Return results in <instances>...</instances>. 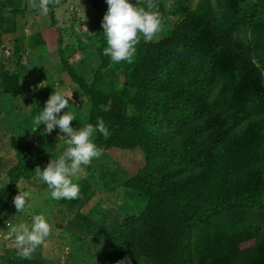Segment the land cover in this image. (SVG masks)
<instances>
[{
  "label": "trees",
  "instance_id": "16d2710c",
  "mask_svg": "<svg viewBox=\"0 0 264 264\" xmlns=\"http://www.w3.org/2000/svg\"><path fill=\"white\" fill-rule=\"evenodd\" d=\"M11 2L0 0V10ZM67 2L53 0L47 13ZM154 2L163 32L139 37L131 62L102 54L101 24L91 84L63 59L90 99L87 122L101 117L108 128L93 137L101 153H142V167L120 182L146 203L137 214L112 210L98 221L77 212L65 230L96 238L94 264H264V0H176L171 26ZM19 90L14 77L0 84L3 95ZM16 144L23 154L24 143ZM24 160L5 174L2 214L15 184L48 163ZM11 248L15 257L0 256V264H46L40 245L28 259Z\"/></svg>",
  "mask_w": 264,
  "mask_h": 264
},
{
  "label": "rangeland",
  "instance_id": "374dc122",
  "mask_svg": "<svg viewBox=\"0 0 264 264\" xmlns=\"http://www.w3.org/2000/svg\"><path fill=\"white\" fill-rule=\"evenodd\" d=\"M11 1L12 6L0 10V84L6 75L14 77L20 90L10 95L0 92V188L6 182L7 170L18 161L25 162L27 157L29 163L46 164L66 149L67 137L57 136L58 129L42 136L44 125L35 123L39 109L54 90L63 91L70 99L68 110L76 117L70 122L72 127L88 123L90 99L78 82L67 75L63 59L87 85L91 84L93 72L100 65L95 31L108 7L105 0H68L50 17L38 8L29 7V0ZM175 1L161 0L168 12L165 18L169 26L175 20L170 16ZM162 32L163 27L154 39H159ZM112 83L107 82L109 86ZM65 110L62 109L61 114ZM19 141L26 148L23 154L17 149ZM142 163L143 155L138 149L102 152L89 165L82 166L79 179L75 181L79 185V196L71 200L51 199L47 185L36 175L18 181L0 217L3 222L0 256L3 259L15 257L9 252L11 246L18 254L12 228L19 223L30 224L33 215L43 213L51 226L49 235L40 244L41 257L46 264H70L69 261L82 264L86 258L94 264L96 249L92 251L91 247L97 246L96 238L78 240L65 226L77 212L98 221L112 210L126 214L141 211L145 197L128 190L120 181L135 175ZM115 169L118 174L113 176ZM19 190L28 191L30 195L26 207L16 213L12 198Z\"/></svg>",
  "mask_w": 264,
  "mask_h": 264
},
{
  "label": "clouds",
  "instance_id": "9594fccd",
  "mask_svg": "<svg viewBox=\"0 0 264 264\" xmlns=\"http://www.w3.org/2000/svg\"><path fill=\"white\" fill-rule=\"evenodd\" d=\"M107 10L100 21L106 46L102 49L104 56L111 61L131 62L135 45L139 37L145 42L152 41L160 31L161 17L154 0H105ZM53 0H29V7L38 8L41 13H47ZM83 10V9H82ZM69 98L63 91L54 90L44 106L39 109L35 117L37 126L43 124L41 135H47L58 129L57 136H66V149L57 157L51 158L47 165L41 169L37 166L36 176L43 181L53 200H71L79 196V179L82 166L90 164L93 158L102 153L93 142L96 133L107 136L108 128L101 117L96 118L95 125L84 124L72 127L70 122L76 120L75 115L68 110ZM66 109L61 114V110ZM33 128L32 131H34ZM62 133V135L60 134ZM28 191L19 190L12 198L16 213L26 207ZM2 215V213H0ZM50 223L43 213L31 217V223H19L12 228L14 243L18 246V255L28 259L31 253L40 245L50 233ZM117 264H131L128 258L119 260Z\"/></svg>",
  "mask_w": 264,
  "mask_h": 264
}]
</instances>
